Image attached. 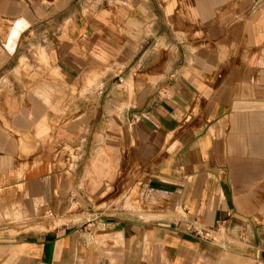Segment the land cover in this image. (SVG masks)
<instances>
[{
    "label": "crops",
    "instance_id": "crops-1",
    "mask_svg": "<svg viewBox=\"0 0 264 264\" xmlns=\"http://www.w3.org/2000/svg\"><path fill=\"white\" fill-rule=\"evenodd\" d=\"M21 36L0 264H264V0H0Z\"/></svg>",
    "mask_w": 264,
    "mask_h": 264
},
{
    "label": "rangeland",
    "instance_id": "rangeland-1",
    "mask_svg": "<svg viewBox=\"0 0 264 264\" xmlns=\"http://www.w3.org/2000/svg\"><path fill=\"white\" fill-rule=\"evenodd\" d=\"M12 33V30L11 32ZM5 46H0V61L4 60V62L0 65V81L4 83H12L13 80H18L17 82H23L24 78L27 76H30V74L25 73L24 71L27 70V67L30 64H50V58H46L45 60L40 58L39 50L44 49L47 53L49 51L47 50L45 43H42L38 40V38L32 39V40H25L23 36H21V40L19 41L20 45H17L16 49H13V41L6 40L4 41ZM8 49L11 50L10 53H8ZM7 54H9V58L7 57ZM25 56L26 60L23 66L20 67V69L17 68V71L14 72L13 68L15 65H18L20 57ZM21 61H24V58L21 59ZM26 67V69H25ZM27 75V76H25ZM11 92V90L5 85L0 89V97L5 96L6 93ZM7 95V94H6ZM13 96V95H12ZM12 96L9 95L7 100L5 97V102L11 101ZM0 154L3 156V159L5 161H8L9 155H12L13 152H21L27 150V142L32 141L33 139L31 137H23L18 132H14V128L12 126V110L8 109V106L4 104L2 101H0ZM10 107V106H9ZM23 109V107L19 106ZM27 110L29 111V108H36L40 109V106H25ZM48 111L57 113L60 111L61 106L58 105H48L47 106ZM11 111V112H10ZM52 128V135L54 134L57 124L59 123L57 119L52 120L51 122ZM54 130V131H53ZM49 150L52 149H61V145L57 139V137H51L48 143ZM65 149H63L59 153V162H61V165H64V163L61 161L62 155L65 153ZM53 181V180H52ZM52 184V183H51ZM17 190L23 191L22 186H17ZM55 186H50V192L51 194L54 192ZM135 192L131 193L129 196V199L125 203L127 207L135 209L140 208L141 201L136 202L135 201ZM0 196H14L13 195V187L7 188L2 187L0 190ZM50 218V216H49ZM7 221H10V218H6ZM4 219L0 217V222ZM6 227H12L13 224H9V222H6L4 224ZM12 229V228H11ZM15 230H10L9 234L13 235L15 234Z\"/></svg>",
    "mask_w": 264,
    "mask_h": 264
},
{
    "label": "built area",
    "instance_id": "built-area-1",
    "mask_svg": "<svg viewBox=\"0 0 264 264\" xmlns=\"http://www.w3.org/2000/svg\"><path fill=\"white\" fill-rule=\"evenodd\" d=\"M50 215H52V213H50ZM217 224H219V222ZM188 229L190 232H192L193 234H195L198 237H201V238H208L209 237L207 232H204V230L198 229L194 226H188ZM211 239L215 240L214 237Z\"/></svg>",
    "mask_w": 264,
    "mask_h": 264
},
{
    "label": "bare ground",
    "instance_id": "bare-ground-1",
    "mask_svg": "<svg viewBox=\"0 0 264 264\" xmlns=\"http://www.w3.org/2000/svg\"><path fill=\"white\" fill-rule=\"evenodd\" d=\"M40 55L42 56V54H40ZM45 57H46V56H45ZM45 57H44V55H43V56L41 57V58H42V60H43V59H45ZM8 203H9V202H8Z\"/></svg>",
    "mask_w": 264,
    "mask_h": 264
}]
</instances>
